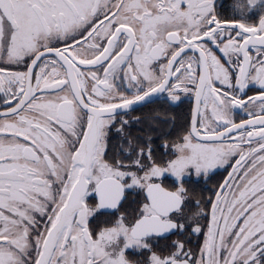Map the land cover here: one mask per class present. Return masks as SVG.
Returning <instances> with one entry per match:
<instances>
[{"label": "snow or ice", "instance_id": "6c2138e0", "mask_svg": "<svg viewBox=\"0 0 264 264\" xmlns=\"http://www.w3.org/2000/svg\"><path fill=\"white\" fill-rule=\"evenodd\" d=\"M0 264H264V0H0Z\"/></svg>", "mask_w": 264, "mask_h": 264}]
</instances>
